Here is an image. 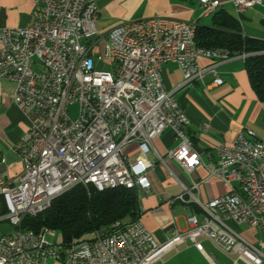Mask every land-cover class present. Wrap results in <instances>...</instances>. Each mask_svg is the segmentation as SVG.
I'll return each instance as SVG.
<instances>
[{"label": "built area", "instance_id": "2783aa9c", "mask_svg": "<svg viewBox=\"0 0 264 264\" xmlns=\"http://www.w3.org/2000/svg\"><path fill=\"white\" fill-rule=\"evenodd\" d=\"M33 22L26 28L0 29V79L15 84L14 104L28 129L14 144L23 172L14 178L0 174V198L13 231L0 235V264H159L164 256L188 242L204 252V242L233 258L235 263L264 264V251L232 229V221L264 236V141L253 132H241L232 144L218 147L217 162L205 164L194 142L175 128L189 118L179 107L175 91L166 90L163 66L175 63L184 86L213 73L221 86L217 66L248 54L225 48H204L194 36L197 22L175 16L133 20L101 34L96 27L95 0H34ZM264 0H200L201 17L232 4L238 12ZM213 60L202 67L199 57ZM103 65L107 70H99ZM79 106L76 119L69 107ZM171 129L179 140L167 158L190 177H175L182 193L172 200L196 206L200 214L187 218L188 228L159 243L141 219L115 222L95 231L89 240L70 246L49 241L56 232L22 229L29 213L36 217L52 202L77 186L103 192L127 188L149 191L148 174L165 164L154 142ZM139 156L131 160L128 148ZM153 151L155 161L147 154ZM4 157L0 164H6ZM204 166L208 178L228 187L209 202L199 198L202 180L193 179ZM262 243L260 242V245Z\"/></svg>", "mask_w": 264, "mask_h": 264}, {"label": "crops", "instance_id": "0c3cea01", "mask_svg": "<svg viewBox=\"0 0 264 264\" xmlns=\"http://www.w3.org/2000/svg\"><path fill=\"white\" fill-rule=\"evenodd\" d=\"M95 1L98 6L96 27L101 34L122 22L170 15L181 21L197 22L198 26L215 28L214 16L218 15L236 20L244 35L264 39V2L244 12H238L232 4H225L213 15L201 17L200 0ZM34 8V0H0V29L31 26ZM199 64L207 67L213 64V60L200 56ZM216 72L223 80L221 86L214 84L216 76L209 73L203 81H193L180 87L184 75L177 64L167 63L162 70L164 86L168 91H175L179 107L190 120L188 135L205 164L217 162L219 145L234 143L243 131L249 130L253 132V138L264 141V103L258 100L250 84L246 58L222 62ZM14 91L13 82L0 79V158L7 160L6 164H0V174L8 178L23 172V163L12 148L28 129L25 116L14 104ZM178 144L179 140L171 129H166L155 140L154 148L165 157V164H157L148 174L152 188L139 192L140 219L159 243L170 239L176 230H186L188 216L200 214L194 205L179 201L172 203L182 193V187L172 173L185 183L190 182V177L178 164L166 157ZM127 153L131 160L140 155L135 145L130 146ZM147 158L155 161L156 155L151 151ZM207 178L208 171L204 166L198 167L193 174V179L203 181L199 193L201 201L209 202L228 192L223 182ZM228 225L264 251L262 234L232 221ZM204 250L200 252L188 242L166 254L161 264H245L242 261L235 263L233 258H228L209 242H204Z\"/></svg>", "mask_w": 264, "mask_h": 264}, {"label": "trees", "instance_id": "16d2710c", "mask_svg": "<svg viewBox=\"0 0 264 264\" xmlns=\"http://www.w3.org/2000/svg\"><path fill=\"white\" fill-rule=\"evenodd\" d=\"M215 28L198 26L196 39L204 48H225L232 53L248 54L246 70L258 100L264 103V39L243 34L240 24L230 17L214 16ZM137 189L115 188L103 192L94 187L77 186L56 198L37 217H26L25 231L49 228L60 235L63 246L89 240L95 231H105L117 221L129 223L141 217ZM6 214L0 198V216Z\"/></svg>", "mask_w": 264, "mask_h": 264}, {"label": "rangeland", "instance_id": "374dc122", "mask_svg": "<svg viewBox=\"0 0 264 264\" xmlns=\"http://www.w3.org/2000/svg\"><path fill=\"white\" fill-rule=\"evenodd\" d=\"M99 70H107L108 68L104 67L103 65L97 66ZM70 116L72 119H76L79 114V106L78 105H72L69 107ZM13 231V227L8 222H0V235L1 234H7ZM49 241L53 243H59L60 241V235L56 233V236L49 237ZM161 264V263H160Z\"/></svg>", "mask_w": 264, "mask_h": 264}, {"label": "bare ground", "instance_id": "6f19581e", "mask_svg": "<svg viewBox=\"0 0 264 264\" xmlns=\"http://www.w3.org/2000/svg\"><path fill=\"white\" fill-rule=\"evenodd\" d=\"M219 9H214L209 16L213 15L214 13H216ZM198 28V24L195 25L194 27V36L196 39V31ZM175 128L176 130H178L179 132H183V139L188 141V142H193L191 137L188 135V131L186 130V125L182 122V121H175ZM32 217H36V213H29V218Z\"/></svg>", "mask_w": 264, "mask_h": 264}]
</instances>
